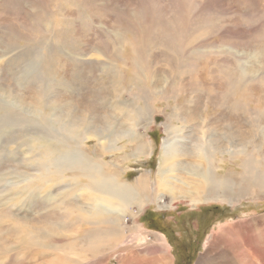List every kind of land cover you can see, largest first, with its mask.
<instances>
[{"label": "rangeland", "instance_id": "rangeland-1", "mask_svg": "<svg viewBox=\"0 0 264 264\" xmlns=\"http://www.w3.org/2000/svg\"><path fill=\"white\" fill-rule=\"evenodd\" d=\"M80 134L125 184L148 174L147 198L87 214L103 195L38 147ZM160 256L264 264V0H0V264Z\"/></svg>", "mask_w": 264, "mask_h": 264}, {"label": "bare ground", "instance_id": "bare-ground-1", "mask_svg": "<svg viewBox=\"0 0 264 264\" xmlns=\"http://www.w3.org/2000/svg\"><path fill=\"white\" fill-rule=\"evenodd\" d=\"M85 135L86 134H80V137L81 136L82 137L80 138L79 142L78 140H74V143L72 142L73 144H75L74 146L68 144L69 142L64 144L63 142L64 140L63 141L59 140L57 142H54L50 138L39 136V138L41 139V144L38 147L39 149H43L46 147L48 149H51V148L61 149L60 153L58 154L59 156H57L59 158L56 157L54 161L57 162L59 165H61L62 169L63 168L69 169L73 174L77 173L79 175L86 177L88 189L94 190L97 193H100L101 195H103V196L94 197V196H91L92 193L90 195L88 194L89 195L88 197L90 199L100 200L102 205L104 204L105 206H97V205L93 207L84 206V210L86 211V213L90 214V213H94L95 211L97 215H100L102 213L105 214L106 213L105 211L113 213V211H111L108 208V206L115 204L113 199H116L118 203L123 202L124 204H127L132 201L133 199L132 195L134 194H138L134 198H138L140 195L146 199L147 193H148L147 191H149L148 190L149 186L145 184V182L149 183V181L146 180L148 178V174L142 175L140 179L137 182H135L134 185L133 184L131 185V183L125 184L126 182L124 181L125 182L124 183L120 179L119 171L114 170L108 163H105L104 161H101V160L100 161L97 160V157L98 158L101 157L100 154H97V157H96V154L94 155L95 157H88L90 156V154L85 153L84 149L81 146V144L84 142L86 138ZM99 139H100V136H99ZM178 141L179 140L175 138V139H168V142H165L164 152L162 154V162H161L160 167L158 168V178H159L158 179V190H160L161 188H165L169 191H172L171 189L173 187L172 180H175V176L172 173L175 170L173 159L178 155V148L180 146ZM60 142L61 143L63 142L62 148H61ZM112 146L114 147L115 145L107 144L104 147L107 149H110ZM145 146L144 145L138 146L139 154H143V153L149 154L147 149L145 150V148H148V146L146 147ZM201 150H202V146L200 147V151ZM242 151L243 150H239V153ZM200 168H201V165L199 166L198 172H200L199 174L202 177H204L203 179L205 180L207 188L220 190L221 188L218 186V184L220 185L224 184L225 187L228 186L229 184L228 177L225 179H221L215 174L213 175L210 172L208 173V172L202 171ZM207 188L205 190L206 193L208 191ZM73 198H76V197L74 196ZM88 236H89V233L85 235V238H87ZM83 237L84 235H82V238ZM89 238L92 239V237L90 236ZM162 249L165 250L163 246H162ZM146 250H147L146 252H148L149 254L156 253L157 251H159L158 247H156L155 251H150V249H146ZM158 261H160L161 264H173L169 262V259H167L165 256L164 257L160 256Z\"/></svg>", "mask_w": 264, "mask_h": 264}]
</instances>
